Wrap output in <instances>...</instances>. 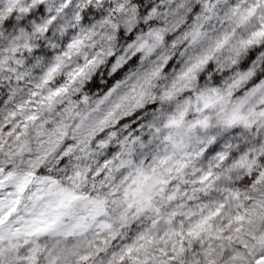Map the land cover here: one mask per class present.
Segmentation results:
<instances>
[{
    "label": "clouds",
    "instance_id": "clouds-1",
    "mask_svg": "<svg viewBox=\"0 0 264 264\" xmlns=\"http://www.w3.org/2000/svg\"><path fill=\"white\" fill-rule=\"evenodd\" d=\"M0 264H264V0H0Z\"/></svg>",
    "mask_w": 264,
    "mask_h": 264
}]
</instances>
